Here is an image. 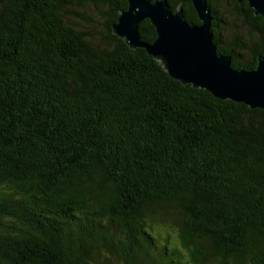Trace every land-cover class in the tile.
<instances>
[{
	"label": "trees",
	"instance_id": "16d2710c",
	"mask_svg": "<svg viewBox=\"0 0 264 264\" xmlns=\"http://www.w3.org/2000/svg\"><path fill=\"white\" fill-rule=\"evenodd\" d=\"M208 3L218 52L256 68L264 17ZM90 5L100 38L75 23ZM127 8L0 0V264H264V109L131 49L112 32Z\"/></svg>",
	"mask_w": 264,
	"mask_h": 264
},
{
	"label": "water",
	"instance_id": "95a60500",
	"mask_svg": "<svg viewBox=\"0 0 264 264\" xmlns=\"http://www.w3.org/2000/svg\"><path fill=\"white\" fill-rule=\"evenodd\" d=\"M242 2L243 0H238ZM255 14L264 17V0H247ZM200 23L191 24L181 5L173 10L168 0H128L119 12L112 32L131 48H145L171 77L184 85L210 91L220 99L243 102L264 109V52L256 68L236 69L232 57L219 53L211 31L214 15L208 0H192ZM149 19L154 41H146L140 23Z\"/></svg>",
	"mask_w": 264,
	"mask_h": 264
},
{
	"label": "rangeland",
	"instance_id": "374dc122",
	"mask_svg": "<svg viewBox=\"0 0 264 264\" xmlns=\"http://www.w3.org/2000/svg\"><path fill=\"white\" fill-rule=\"evenodd\" d=\"M77 10L81 14L85 15L89 20L88 21L76 20L75 23L86 31L94 32L95 38H100L101 33L104 30L103 23L105 21V17H103L101 13L98 12V10L93 5L81 7Z\"/></svg>",
	"mask_w": 264,
	"mask_h": 264
}]
</instances>
